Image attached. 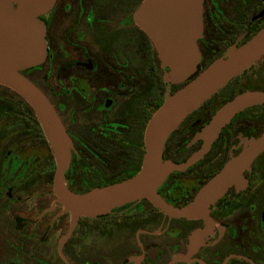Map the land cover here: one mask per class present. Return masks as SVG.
Segmentation results:
<instances>
[{
	"label": "flooded vegetation",
	"instance_id": "af4514ba",
	"mask_svg": "<svg viewBox=\"0 0 264 264\" xmlns=\"http://www.w3.org/2000/svg\"><path fill=\"white\" fill-rule=\"evenodd\" d=\"M145 0H55L40 15L46 56L21 69L53 104L69 138L63 182L75 191L135 177L145 163L146 129L167 95L264 27V0H203L199 70L172 82L136 15ZM264 91V54L189 113L170 133L163 161L181 164L227 101ZM32 104L0 83V264H264V150L204 216H169L148 198L108 213H72L55 192L57 154ZM264 132V103L237 113L193 165L158 187L173 207L201 188Z\"/></svg>",
	"mask_w": 264,
	"mask_h": 264
},
{
	"label": "water",
	"instance_id": "95a60500",
	"mask_svg": "<svg viewBox=\"0 0 264 264\" xmlns=\"http://www.w3.org/2000/svg\"><path fill=\"white\" fill-rule=\"evenodd\" d=\"M203 0H145L136 15L158 49L160 59L171 67L166 77L183 81L199 70L201 51L196 39L202 35ZM55 0H0V83L21 93L40 118L41 126L54 144L58 171L55 192L66 210L72 213L71 229L81 216L97 217L128 202L148 198L169 216L200 217L207 213L233 184L246 182L243 171L251 166L264 150V132L244 148L206 185L195 200L182 207H173L158 193L168 174L193 165L212 147L221 129L240 111L264 103L263 90H246L218 109L211 120L192 139L203 145L186 162L163 161V150L170 135L189 113L243 73L264 54V27L240 47L228 49L182 89L167 95L154 113L146 129L147 153L142 170L115 185L75 193L63 182V168L69 162V138L53 104L21 69L44 61L46 44L43 25L38 15L49 11Z\"/></svg>",
	"mask_w": 264,
	"mask_h": 264
}]
</instances>
